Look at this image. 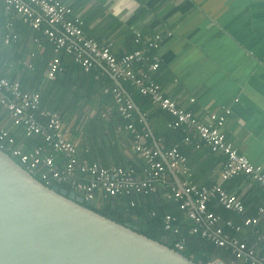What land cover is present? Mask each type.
<instances>
[{
	"label": "crops",
	"instance_id": "0c3cea01",
	"mask_svg": "<svg viewBox=\"0 0 264 264\" xmlns=\"http://www.w3.org/2000/svg\"><path fill=\"white\" fill-rule=\"evenodd\" d=\"M59 1L71 8L75 17L81 19L88 37L104 45L108 44L118 58L133 51L137 43L134 42V36L137 34L143 37L141 40L143 47L149 40H154L156 35L161 36L163 41L155 53L160 59V67L156 72L153 71L155 73L152 75L163 95L176 102L178 107L191 111L197 121L204 125L216 126V123L209 120L210 116L224 115L226 121L220 130L227 142L250 163L264 170V0ZM0 2L5 6L4 2ZM7 12L16 15L14 12ZM7 27L12 28V23L9 22ZM27 62H30L29 57L25 63ZM145 70L151 75L149 64ZM103 71L122 93L128 95L122 80L119 79L120 86L107 72L106 67ZM135 106L156 149L149 147L164 154L168 150H162V145L166 141L163 133L173 129L168 127L171 122H168L167 117L153 118L154 130L141 107ZM109 111V108L102 110L97 105L91 108L86 106L82 112L76 113L71 125L67 126L71 134L74 128L71 141L76 145L79 164L84 166L92 162L106 161L115 166L117 163L125 168L134 169L136 176L143 178L147 163L135 151L132 135L125 129L126 122L118 128L116 141L111 145H104L105 151H100L102 145L100 148L95 145L93 135L87 138L86 129L92 132L96 127V123L92 126L91 121L98 116L108 117ZM147 113H152V110ZM3 123L0 128H17L9 114L7 122ZM107 125L108 123L105 127ZM179 127H184L187 133L184 142L179 143L188 151V155L182 154L187 158L192 183L198 187L219 185L229 194L238 197L244 205V214L232 212L219 214L217 211L222 210V206L217 201L208 204L209 210L222 218L220 226L225 233L247 244V237L251 235L249 230L255 229L259 241L263 240L261 225L246 228L243 222L246 218L258 217L259 209L264 207V187L244 174L226 181L222 180L221 173L227 163V157L221 152H213L193 128ZM99 128L104 131L102 125H99ZM18 132H20V142L16 143L18 148L25 153H31L37 147H44V153L53 156L60 169H63L65 158L47 147L43 137L36 136L37 140H42L45 145H33L32 141L34 142L36 138L26 137L23 129ZM186 138L190 141L186 142ZM147 140L148 138L145 144ZM29 142L33 146L29 145ZM174 147L179 149L180 145ZM162 160L161 162L167 166L163 157ZM78 176L81 174L78 173ZM171 177L177 186L183 180V177L172 173ZM164 187L161 182L157 183V191ZM168 193L169 191L164 192L165 199L168 198ZM174 217L176 224L179 219L175 215ZM183 219L192 223L189 235H194L190 233L194 223L185 212ZM226 221L241 226V230L235 231L227 227ZM177 229L180 231L179 227ZM226 229L234 231L235 235H231ZM249 248L254 249L257 258H262L257 243ZM233 263L246 264L245 261Z\"/></svg>",
	"mask_w": 264,
	"mask_h": 264
},
{
	"label": "built area",
	"instance_id": "2783aa9c",
	"mask_svg": "<svg viewBox=\"0 0 264 264\" xmlns=\"http://www.w3.org/2000/svg\"><path fill=\"white\" fill-rule=\"evenodd\" d=\"M0 1L5 3L7 11L20 15L24 23L42 33L43 38L34 39L38 48L43 47L44 39L52 44L54 57L49 62L46 71L48 80H55L57 73L61 71L59 55L62 51L72 55L74 61L81 65L85 71L100 64L118 79L130 81L138 89L140 95L151 97L155 105L175 117V123L171 122L168 125L169 128L179 126L193 128L213 152L223 153L227 157V163L221 173L222 180L226 181L239 174H244L264 187L262 167L253 165L245 156L238 153L227 142L225 135L220 130L226 121L224 115L212 114L210 116L209 120L216 123V126L201 124L191 111L178 107L176 102L165 97L159 86L150 79L143 69L139 72L134 71L135 63H145L146 58L143 51L137 50L123 57H116L109 45H102L94 39L87 38L81 27V19L73 16L72 9L59 0ZM43 22L48 25L45 29H42ZM140 38L141 35L137 34L135 39L137 43ZM154 38V40L148 41V46L157 49L163 39L159 35ZM16 40L17 35H7L4 44L10 45L12 41ZM33 56L32 53L30 58ZM159 63V57L155 56L153 62L149 64V70L156 71ZM25 64L29 68H33L31 62ZM113 91L120 104V114L127 123L125 129L133 136L134 149L147 163L143 178H138L132 168L107 167L98 163L80 165L76 156V145L70 140V130L60 114L49 109H41V94L39 92L24 91L19 80L11 81L1 76L0 104L9 113L13 125L21 127L28 138L43 137L47 147L52 148L65 158V165L63 169H60L55 158L44 153V147H37L31 153L23 152L16 146V141L5 128H0V142L7 145L11 157L17 158L19 163L37 179L45 181V185L67 183L74 188L77 195L89 201L96 199L97 196L111 197L130 193L155 194L157 183L168 182V172L171 171V173L183 177V180L178 186L169 184L167 197L179 203V209L193 221L194 227L190 233L201 235L218 247H233L235 262L264 264V258H257L254 249L249 248L245 242L225 233L220 226L222 218L208 209L210 202L217 201L226 211L244 214L245 208L241 200L226 192L219 185L198 187L193 184L190 180L191 171L187 158L176 147L164 153L167 160V166H165L158 160V155L161 153L145 144L149 134L138 131L133 124L135 105L132 100L124 97L119 90L114 89ZM185 140L186 142L190 141L189 138ZM3 145L0 147L1 149L5 148ZM78 173L81 176H78ZM175 222L174 215L167 214L164 220L165 229L178 233V229L173 228ZM225 224L235 231L241 230V226L235 225L231 221H226ZM260 225L261 238H264V207L259 209L258 217L246 218L243 222L244 227H260ZM176 246L179 250L183 249V243H178Z\"/></svg>",
	"mask_w": 264,
	"mask_h": 264
},
{
	"label": "trees",
	"instance_id": "16d2710c",
	"mask_svg": "<svg viewBox=\"0 0 264 264\" xmlns=\"http://www.w3.org/2000/svg\"><path fill=\"white\" fill-rule=\"evenodd\" d=\"M72 15L75 16L74 13ZM9 22L12 23V28L7 27ZM47 27V23L43 22L42 29ZM81 27L84 32L83 23ZM8 34L17 35V40L12 41L10 45L5 46L3 42L4 38ZM86 37L93 39L87 35ZM35 38H43L42 33L32 29L27 23H24L20 15H13L7 12L4 4H1L0 2V76L8 78L11 81L18 79L24 91L39 92L41 94V109H49L58 112L67 126H69L72 122L76 113L82 112L86 106L91 108L97 105L102 110L109 108L110 115L108 117L98 116L94 118L95 120L91 121V125L93 126V124L96 123V127L93 128L92 132L88 128L85 132L87 138H89L90 135L94 136L93 140H95L93 142L95 145H98V147L100 145L103 146L100 151H105L106 148L104 145H111L116 141L117 134H119L118 128L123 126L126 122L120 114V104L117 102L115 92L113 91L114 87L115 90L120 91V89L115 86V84L108 77H106V74L103 71L104 67L102 65L99 66L100 64H97L89 71H85L81 65L74 61L73 56L67 54L65 51H62L59 55L61 71L57 73L55 80H48L46 78V71L49 62L54 57L53 46L46 39H44L42 43L43 47L38 48L34 43ZM135 39L136 36H134V42H136ZM142 39L143 37L141 36L139 43H136L135 48L131 51V53H133L137 50H145L143 51V55L146 58L145 63H135L133 65V69L136 72H139L141 69L146 72V65L151 64L153 62V58L156 56V49L149 47L148 43L143 47V44L141 43ZM32 53L34 56L30 58ZM28 57L33 65V68H29L25 64ZM159 67L160 63L158 69ZM151 72V75L147 72L146 73L150 79L159 86V84L153 80L154 78L152 74L155 72ZM122 81L129 96L127 97L121 92L122 95L132 100L134 105L141 107L142 111L146 115V119L150 122V126H154L152 121L153 118L161 119L162 117H167V119H169L168 122L170 121L175 123V117L169 116L168 112L154 105L151 97L140 95L138 89L130 81ZM159 89L161 90L160 86ZM151 110L152 113H147V111ZM8 114L9 113L0 104V127L3 122V124L7 122ZM96 120L99 123H97ZM107 123L108 125L105 127ZM133 124L138 131L149 134L146 145L156 149L154 147L152 137L136 109L133 110ZM99 125H102V129H104L106 133L99 128ZM153 128L155 130V126ZM6 130L14 138L16 143L20 142V132L18 131L22 130L21 127H10L9 129L6 127ZM72 134L70 133V140ZM186 135L187 133L184 127L169 129L166 132L164 131L163 138H165L166 141L162 145V150L167 151L174 146L179 147L180 145V148L177 149L181 153L188 155L186 147L182 148V144L179 143L184 140ZM131 137L133 139V136ZM35 138L36 140L34 142L32 141V143H34L33 145H45L42 140H37V137H32L31 139ZM30 143L31 142L28 144L31 145ZM2 145L3 144L0 142V147H2ZM6 146L7 145H3L5 148L2 149L11 155ZM14 159L19 163L17 158ZM142 159L145 160L144 158ZM158 160L163 161L162 156L158 155ZM94 163L107 167L111 166V164L106 161H104V163L92 162L91 164ZM114 165L117 167H123L121 164L117 163ZM168 173V182H161V184H164L165 187L160 191H157L155 194L145 195L142 193H130L111 197L97 196L96 199L92 201L84 199L83 205L107 218L133 229L140 234L156 240L171 249L181 252L185 257L193 260L197 264H209L217 261L218 259L222 260L226 264H232V262L235 261L233 247H218L211 241L201 238L199 235H189V229L192 223H188L183 219L184 211L179 209V203L173 199L164 198V192L169 191V184H175L171 177V173ZM40 181L45 184V181ZM47 186L51 188L54 186H60L61 189H65L69 192H75V190L67 183H51ZM217 212L219 214H224L229 211L224 210L222 207V210ZM167 214H172L178 217L179 222L176 224L174 223L173 227L174 229L176 227L180 228L178 233H174L173 230L165 229L164 220ZM225 218L229 217L225 216ZM226 230L227 232H230L231 235H235L234 231L230 229ZM249 231L251 235L247 237V246L249 247L254 243H257V248L260 250L262 258H264V239L259 241L258 235H255V229H251ZM181 241H183L184 246L182 250H179L176 245Z\"/></svg>",
	"mask_w": 264,
	"mask_h": 264
},
{
	"label": "water",
	"instance_id": "95a60500",
	"mask_svg": "<svg viewBox=\"0 0 264 264\" xmlns=\"http://www.w3.org/2000/svg\"><path fill=\"white\" fill-rule=\"evenodd\" d=\"M83 203L0 148V264H197Z\"/></svg>",
	"mask_w": 264,
	"mask_h": 264
},
{
	"label": "rangeland",
	"instance_id": "374dc122",
	"mask_svg": "<svg viewBox=\"0 0 264 264\" xmlns=\"http://www.w3.org/2000/svg\"><path fill=\"white\" fill-rule=\"evenodd\" d=\"M72 122H73V121H72ZM72 122H71V123H72ZM71 123H70V125H71ZM72 126H73V124H72ZM73 129H74V128H73Z\"/></svg>",
	"mask_w": 264,
	"mask_h": 264
}]
</instances>
